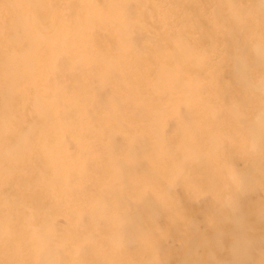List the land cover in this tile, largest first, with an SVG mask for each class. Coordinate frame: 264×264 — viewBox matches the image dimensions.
<instances>
[{"label":"bare ground","instance_id":"6f19581e","mask_svg":"<svg viewBox=\"0 0 264 264\" xmlns=\"http://www.w3.org/2000/svg\"><path fill=\"white\" fill-rule=\"evenodd\" d=\"M22 56L0 61V264H264V0H70L67 66ZM207 167L215 205L187 210Z\"/></svg>","mask_w":264,"mask_h":264},{"label":"rangeland","instance_id":"374dc122","mask_svg":"<svg viewBox=\"0 0 264 264\" xmlns=\"http://www.w3.org/2000/svg\"><path fill=\"white\" fill-rule=\"evenodd\" d=\"M69 8L70 0H0V61L6 60L7 54L10 51L23 52L20 58L30 59L31 54L36 52L38 63L36 68L51 67L55 65L45 64L47 61L62 62L64 64L56 65V67H66L69 61ZM200 12L193 15V22L199 25ZM193 23V24H194ZM195 26V25H193ZM145 38L144 36H142ZM140 41H144V39ZM197 41L200 48H204V40L200 37H192ZM16 40H19V46H12ZM149 41L155 43V38H149ZM202 53V52H200ZM196 55L198 56V54ZM205 57L211 66V73H214L213 68L219 66L223 70V74L216 76V86L218 93L222 96L221 109L223 117L221 123L223 130H227L230 126V118L225 115V110L230 109V102L233 101V86L229 81V76L226 70H230V66L225 64L223 59L219 58L216 47H212L205 53ZM6 67L0 64V68ZM0 78L4 72H0ZM3 78V77H2ZM143 79V77H141ZM2 79H0L1 82ZM108 88L104 89L103 97H108ZM176 107L180 112L186 110L185 104L181 100L176 101ZM163 111L165 108L162 109ZM180 114H166L165 132L167 134V141H176L178 138L186 139L185 134L180 132L181 122H179ZM149 123L145 124V127ZM231 132V131H230ZM229 132V133H230ZM142 145L148 148L151 144V136L145 132L143 136ZM233 158L230 157V160ZM147 159L144 161H137L147 165ZM168 161H161L159 164L163 170L166 171ZM131 164V163H130ZM149 171L150 177L154 179L159 185H163L162 177L155 176L152 172V167H145ZM222 177L217 176L213 172V168L207 167L202 173L194 171V175L187 179L182 177L178 181V192L180 196L185 199V207L187 210L212 209L215 205L217 192L215 184L220 185ZM199 188V190H198ZM199 194L204 199L201 203L192 202L194 195ZM166 214L164 220L173 219ZM176 219V218H174ZM174 259H171L173 262Z\"/></svg>","mask_w":264,"mask_h":264}]
</instances>
